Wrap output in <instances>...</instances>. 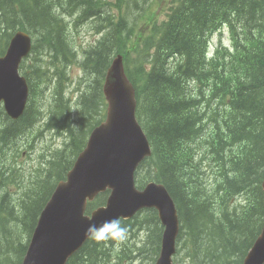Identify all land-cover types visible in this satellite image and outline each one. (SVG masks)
I'll use <instances>...</instances> for the list:
<instances>
[{
    "label": "trees",
    "instance_id": "obj_1",
    "mask_svg": "<svg viewBox=\"0 0 264 264\" xmlns=\"http://www.w3.org/2000/svg\"><path fill=\"white\" fill-rule=\"evenodd\" d=\"M130 1L131 4L124 5L127 8L134 5L140 9L139 11L144 10L143 6L145 7L147 2V0ZM247 2L248 0H190L186 8L177 13L175 20L170 24L159 42L156 63L147 76L149 78L148 84L137 95V115L153 148V156L142 165L138 172V185L143 186L147 180H156L164 184L174 198L179 209L181 220L179 258L184 263L188 262V264H200V257L204 256L207 251L205 244L198 243V238L193 233L194 226L197 222L203 220L206 226L205 230L208 231V229H211L216 235L217 238L209 235V243L210 247L222 249L217 255L218 257L215 262L217 264H223L225 253L230 252L233 253L231 255L237 257L238 255L236 253L238 251L231 247H225L222 240L227 235H233L238 241L234 246L245 248L254 238L258 227V220L264 213L263 201H260L261 191L258 186L261 171L264 166V142L262 146L263 155L254 163V171L251 175L252 182L250 184L246 182L248 176L242 172L241 168H238L243 158V153L250 149L254 139L262 136L264 121L258 126L254 122L248 123L251 140L247 143L244 138L243 141L245 143L240 146H234V140L228 138L220 130L221 124L226 121L232 123V128L237 125L240 94L246 93L247 91L249 93L253 89L250 88V85H246V83H253L256 87H260L261 92L264 91V70L261 72L262 81L258 82L251 75L252 69L258 68L261 63H264V20L250 24L255 20L256 15L261 17L259 15L261 14L264 17V14H262L264 13V5H258V7L253 8L254 10L248 12L249 14H245V12L241 14V27L245 29L246 22L250 27L248 32L251 37L247 36V38L252 40L261 31L260 37L262 40L254 39L257 40V43L254 44V49L245 52V57L241 55L238 58L236 63L240 68L241 74L235 84L229 82L225 77H222L220 71L215 70L221 77L223 83H221L222 87L216 86L211 91L212 97L215 99H225L227 96L225 94L228 93L231 96L232 112L227 119L220 120L216 117L213 119L214 130H216V134H212L213 141L206 142L200 136L195 135L194 130L196 126L191 120L192 117H189L186 121L185 115H180V112L176 111V108L173 107L177 106L178 103L189 107L191 106L190 101H193L194 105H196L193 107L197 108L198 104L204 99L211 82V73L204 65L206 61L203 60L204 46L196 37L201 36L211 24L215 26L218 22H222L223 18L225 19L228 15L227 8L234 9L237 7L238 9H246ZM259 2L264 3V0H258L257 3ZM102 4H108V6L103 9L105 6ZM89 5L91 7L90 12L88 9ZM4 6L6 9L3 8ZM60 8H65L66 11H64L68 13L67 15L76 14L81 21H87L94 17L98 19L100 15L106 16L103 19L105 23L103 31L108 30L112 36L114 35L116 37V46L108 49L105 45H100L98 50L86 52L81 66H83L86 76H88L89 71L96 74V85L93 84L88 87L86 84L85 88L80 90L81 94L78 98L76 113L72 109L68 98L65 97V93L64 96L62 93L60 94V104L57 114L65 110V112H68L64 115L67 120L70 117H73L75 120L78 118L84 123L85 127L75 136L71 133L72 129H70L73 124H68L64 127L61 126L62 130L64 129L66 132H70V141L73 140L75 144L70 145L69 142L62 151L55 153L53 157H45L42 168L48 175H43L45 180L42 183L49 181V186L45 191L46 199L38 204L36 203L37 205L33 204L35 211L32 220L33 223L31 227L24 228V231H26L23 233L25 236L24 242L20 246V253L14 264L22 263L27 250V241L33 233L40 212L56 187L57 182L66 179L78 153L85 147L83 141H85L90 130L97 124L98 115L104 110L105 102L101 91V78L104 69V65L102 64L104 61L102 62V60L123 46V39L128 31V28L124 25V21L118 24L114 22L110 14V5L106 0H77L76 2H73V0H0V53L5 50L12 32L17 27L26 30L32 29L40 36L43 34L48 39L46 46L45 38L41 36L42 43L40 44V48L50 49L47 54V59L50 61L49 66L45 69L44 64L41 65L40 72H44L45 70H61L66 74L67 69L76 59V52L73 45L69 44L67 26L63 22V17L65 19L66 15L62 14ZM254 14L255 16H253ZM245 15L247 19H243ZM261 26L262 28H257ZM60 35H62L61 39ZM181 35L184 36L183 40L180 38ZM171 56L173 59L170 61L168 59ZM175 62L176 70L172 72V65ZM156 68L163 80H170L168 83L177 82L179 90H173L170 88L171 86L166 84L158 87L153 84L151 80ZM66 80L65 78L64 83ZM88 89L89 91L92 89L89 96L92 101L91 103H88V99L85 98L88 95ZM261 92L259 98H261ZM183 93L188 94L190 101L186 100V97L182 99L181 94ZM218 105H222L221 100L218 101ZM163 106L171 108L165 109L162 108ZM249 106L251 108H260L264 106V99L259 103L252 101ZM83 107L89 113L87 117L84 114ZM150 116L158 125L159 133L157 127H152L150 124ZM241 119L247 118L240 116ZM2 123L5 124V127L0 130V134H4V136L10 138L11 135L15 136L12 142L14 143L13 147L16 146L19 138L24 135V130L29 129L35 123V119L32 117L31 106L16 121L9 120L2 108H0V127ZM186 124L188 127L194 128L191 133L186 129ZM201 130L202 127L200 128ZM8 152L4 148H1L0 162L6 159ZM246 155L249 154L247 153ZM228 167H233L232 171H234V175L231 179L225 175ZM174 170L180 171V180L175 179L173 175ZM1 185H3L2 176L0 180ZM196 185L204 189L206 199L204 195L197 193L198 187ZM189 186L195 190L193 193L195 200L194 207L201 209L198 213L194 209L186 208L188 200L182 194V187L186 189L187 195ZM238 186L246 189V192L249 194H245L247 198L240 193L237 189ZM41 193H44V191ZM29 194L30 192L26 193L25 198ZM5 195L12 197L7 190ZM213 205L216 207H224L226 209V215L231 219L223 213H220V211L213 210ZM147 211L153 212L152 218L149 220L141 217L135 218L129 222L130 227L132 229H147L149 232L147 242L151 243L153 248H158L161 226L156 216L157 213L154 210ZM147 211H143L142 213H146ZM219 220L221 223L218 222ZM14 223H17V220ZM239 224L244 225L245 230L244 228L236 226ZM1 227L2 225H0ZM154 230L156 231L155 236H153ZM135 233L132 236V240L135 237L137 238V234L140 231ZM246 235H248V238L245 239ZM14 239L19 240L20 234L7 240L11 247L18 248L15 246L16 241H13ZM111 243L112 241L95 242L90 239L68 264H113L115 259L123 261L130 258L126 249L121 253H115L111 247H107ZM183 255L187 260H185ZM0 264H13L12 257H8L5 249L1 246Z\"/></svg>",
    "mask_w": 264,
    "mask_h": 264
},
{
    "label": "water",
    "instance_id": "obj_2",
    "mask_svg": "<svg viewBox=\"0 0 264 264\" xmlns=\"http://www.w3.org/2000/svg\"><path fill=\"white\" fill-rule=\"evenodd\" d=\"M0 60V101L17 99L19 89L14 87L16 62L13 50ZM110 101L108 122L97 129L91 138L83 159L69 174L67 183H61L51 202L42 213L39 227L32 240L31 253L26 264H59L84 243L89 222L102 223L106 219L131 217L142 207H156L166 225L162 256L158 264H170L178 233V217L173 202L163 187L150 184L138 190L132 179L138 162L149 153V147L134 119L135 101L117 85L106 86ZM107 186L113 188L107 209L94 212L92 221L83 217L87 198L92 199ZM64 201L76 204L74 209L62 207Z\"/></svg>",
    "mask_w": 264,
    "mask_h": 264
},
{
    "label": "rangeland",
    "instance_id": "obj_3",
    "mask_svg": "<svg viewBox=\"0 0 264 264\" xmlns=\"http://www.w3.org/2000/svg\"><path fill=\"white\" fill-rule=\"evenodd\" d=\"M51 1H54V0H51ZM76 1L77 0H73V2H76ZM90 2H89V4H90ZM163 5H165V3ZM3 8L6 9L5 6ZM88 9L90 12L91 11L90 5H89ZM157 10H158V2H155L152 5V11L154 12ZM163 18H164V15L161 16V19H163ZM146 19H147V16L145 17V20ZM127 20H128L127 21L128 27L130 26V29H128V33H130L133 29V26L131 27V21L133 23H135L136 21H134L133 16H130ZM260 20H261V17H258L256 15L255 21L260 22ZM80 21H81V19L76 21L75 25H77ZM92 25L96 26L100 31L103 30L104 24H102L101 22H96L94 24H87L86 26H84V25H78L77 26V29L79 31L77 34H75V39L77 42L76 48H77L78 56L80 58L83 57V51L85 49L93 46L96 43V41L98 40V38L100 37V35H98L96 33V31L92 29ZM74 28H75V26H74ZM74 28L69 27V43L71 45H72V32H73ZM41 36L43 38H45L43 36V34ZM67 37H68V35H67ZM61 38H62V35H60V39ZM180 38L183 40L184 36L181 35ZM46 41H48V39L45 38V45L47 46ZM218 42H221L222 44H224L226 46H230V36H229L228 31L225 28L221 31L220 34L213 37L211 50H213V48L215 47V45ZM104 45L108 49L114 48L116 46V37L114 35L112 36L111 33L109 32L101 44V46H104ZM193 59L195 60V58H193ZM103 61H104V58H103L102 62ZM155 70L156 71H155L154 75L152 76V80H151V82H153V84H155L157 87L166 84L168 86H171L170 88L173 90H179V87H177V82L168 83V82H170V80H163L160 77V75L158 74V69L156 68ZM263 70H264V63H261V65L258 68L252 69L251 75L258 82L262 81L261 72H263ZM71 76H72L74 82L69 87L68 95L72 96L70 98V100H71L70 104L73 105V104H75L76 99L79 96V93L75 92L76 88L79 86V83L84 84L80 88V90L84 89L86 84L88 85V87L93 85V84L96 85V81H95L96 74L89 71L88 76H85L84 73L79 69V67L73 66L72 70H71ZM151 82H150V84H151ZM246 85H250V88H253V89L249 93L247 91L246 92L247 94L246 93L240 94L239 103H238V112H237L239 114V117L237 118V125H239V126L236 125L235 127L232 128V123H230L228 121L224 122L220 126L221 132L224 135H226L228 138H232L234 140V146L244 145V143H245V141H243L244 138L246 139L247 143L250 142L251 135H249V129H248V123L249 122H254V124L256 126H258L261 122L264 121V106H262L260 108H251L249 106V104L252 101L259 103L261 100H263L264 99V91L261 92L260 87L259 86L256 87L253 83H246ZM92 88H94V87H92ZM91 90L89 91V89H88V92H87L88 95L85 97L86 99H88V103L92 102L91 99L89 98V96L92 92ZM260 92H261V98H259ZM181 97H182V99H184L186 97V100L190 101L189 100L190 97L188 96L187 93L181 94ZM84 100H83V102H84ZM241 101H243V102L241 103ZM190 102H191V106H189V107H185V106L181 105L180 103H178L177 106H173V107L176 108L175 109L176 111L180 112V115H185L184 117L186 118V121L189 117H192L191 120L195 123V126H196V128L194 130V134L197 136H203V135H201L202 133L200 131V128L202 126L201 116L197 112V108L193 107V106H196V105H194V102L193 101H190ZM81 105H83V104L81 103ZM44 107H45V109H47L48 103H46V105ZM162 108L170 109L171 107L163 106ZM82 109L84 111L85 116L87 117V115L89 113H87L84 110V107ZM66 113H68V112H66ZM66 113H65V115H66ZM240 116H244L247 119H241L240 120ZM68 124H73L70 129H72L71 133L74 134L75 136H76V134L78 135L80 133V131H82V129H84V127H85L84 123H82L78 118L75 120V119H73V117H70L67 120V118L64 116V111L62 113H60L58 117L56 116L55 125L58 129L60 126L64 127L65 125H68ZM150 124L152 125V127H157V130H158V125L154 122V120L152 119L151 116H150ZM3 127H5L4 123H2L0 130L3 129ZM186 129L189 131V133H191L194 128H190L186 124ZM35 131H36V134H42V135L35 142L34 151H32L30 156L26 160H23V161H17V149H14V147H13L14 143L12 142V140H14L15 136L11 135V138H10V137L4 136V134H0V150H1V148H4L5 150L9 151V154H10V157H9L10 161H8V163L6 164V168L4 167V164L2 162H0V174H1L2 179H3V185L0 186V225H2V227L0 228V246L5 249V253L8 257H12L13 264L16 261L18 255L20 253V246L24 242L25 236L23 233L26 232V231H24V228L27 229V228L31 227V225L33 223L32 220H33L34 215H35L33 204H36V203L38 204L39 202L44 200L45 191L47 190V188L49 186V181L42 183L45 180L43 175L44 174L47 175L46 172L42 168L47 152L44 150H41V149L43 147H46V146H51V147L52 146H58V145H61V143L63 142V138H59V137L55 136V133H48V132L43 131V129L41 128V125H39V124L37 125V128L35 129ZM158 133H159V130H158ZM25 138H30L29 133H27ZM24 139H23V141H21V144H24V142H25ZM263 142H264V130L262 132V136H260L257 139H254L252 141L253 144L250 147V149L243 153V158H242L240 166L238 168H241L242 172L248 176V179L246 181L247 184H250L252 182V179H251L252 176L251 175L254 171L253 170L254 163H256L263 155V152H262ZM73 144H75V143L73 142L72 145ZM247 153L249 155H246ZM11 164H12V169L10 168ZM232 170H233V167H228L226 169L225 175L227 177H229L230 179L234 175L233 174L234 171H232ZM248 172H251V173H248ZM173 173H174L173 175L175 176V179L180 180V171L174 170ZM10 181H17V185L22 186L20 194H18L16 196H12V197H7L5 195V192H6L5 185ZM196 186L198 187L197 193L198 194L201 193L202 195L205 196V199H206V193H205L204 189L199 185H196ZM237 189L240 191L241 194L249 195L246 192L245 188L238 186ZM42 191H44V193H41ZM194 191L195 190L189 186L188 187V193L186 195V189L182 187V194H184V198H187V200H188V203H186V208L194 209L198 213L201 211V209H196V207H194V203H195V200L193 197ZM29 192H30V194L25 198V194L29 193ZM35 194H37L36 197H34ZM212 208H213V210H215V211L218 210V211H220V213H223L225 216H227L226 215V209L224 207H222V206L216 207L215 205H213ZM4 214L7 215L8 219L4 218ZM228 218H230V217H228ZM16 220H17V223H14V222H16ZM218 222L221 223L220 220ZM234 222L237 223L235 220H234ZM236 226H239L240 228H244V230H245L244 225L239 224ZM205 228H206L205 222L203 220H201V221L196 223V225L194 226V229H193L194 235L197 236V238H198V243H204L206 246V250H207L205 255L200 257V264H217L215 262L217 257H218L217 255L222 251V249L210 247L209 235L212 237H216V235L211 231V229H208V231H209L208 232L205 230ZM145 232H146L145 230L141 231L140 233L137 234V238L135 237L133 240H132V235L130 237H128V240L126 241L127 249L133 250L137 246L138 242H140L143 239ZM19 234H20V239L19 240H17V239L13 240V241H16L15 246H17L18 248L11 247L8 244L7 240L9 238H11L15 235H19ZM155 234H156V231L154 230L153 236H155ZM133 236H134V234H133ZM246 238H248V235L245 236V239ZM10 241H11V239H10ZM222 241H223V244L225 247H231V248L237 250L238 251L236 253L237 255L244 248V247L242 248L241 246H234V244L237 243L238 241H236V239L234 238L233 235H227L225 237V239ZM151 250H152L151 243L145 242L143 247H142L141 253L145 258L146 264H150L151 256H152ZM228 253L233 254L230 252H228ZM220 263H221V261H220Z\"/></svg>",
    "mask_w": 264,
    "mask_h": 264
},
{
    "label": "clouds",
    "instance_id": "obj_4",
    "mask_svg": "<svg viewBox=\"0 0 264 264\" xmlns=\"http://www.w3.org/2000/svg\"><path fill=\"white\" fill-rule=\"evenodd\" d=\"M85 235L95 242L113 241L117 244L128 240L129 229L120 217H112L100 224L89 222Z\"/></svg>",
    "mask_w": 264,
    "mask_h": 264
},
{
    "label": "bare ground",
    "instance_id": "obj_5",
    "mask_svg": "<svg viewBox=\"0 0 264 264\" xmlns=\"http://www.w3.org/2000/svg\"><path fill=\"white\" fill-rule=\"evenodd\" d=\"M107 1V0H106ZM122 1V3L123 4H131L130 2V0H121ZM148 4H149V0H147V2H146V6L144 7L143 6V8H144V10L143 11H139L140 9H138V8H136L134 5H131V6H129L127 9H128V16H127V18L124 20V25H126V27L128 28V29H130V26L128 27V24H127V19L130 17V16H133V18H134V21H138L142 16H143V13L145 12V10L147 9V6H148ZM102 5H104L105 7L103 8V9H105L107 6H108V4H102ZM64 10L66 11V9L64 8ZM68 14V13H67ZM110 14H111V10H110ZM74 16H76V14H73V15H66V18H65V23L64 24H66V26H67V35H68V41H69V26H68V24H69V22L71 21V19L74 17ZM112 16V15H111ZM79 17V16H78ZM100 18H98V19H95V17L94 18H91V19H89V20H87V21H80L79 23H78V25H84V26H86L87 24H94V23H96V22H101L102 24H104L105 25V23H104V21H103V19H105L106 18V16H104V15H100L99 16ZM77 25V26H78ZM104 25H103V28H104ZM134 25V23L131 21V27ZM103 31V30H102ZM127 34H128V31H127ZM70 44V43H69ZM121 48V47H120ZM119 48V49H120ZM118 49V50H119ZM196 70V69H195ZM186 77V76H185ZM173 93V92H172ZM64 111V115H65V110H62L60 113H62ZM59 113V114H60ZM59 114L57 115V117L59 116ZM62 120V119H61ZM35 125V123L30 127V128H32L33 126ZM29 128V129H30ZM59 129L60 130H62V128H61V126L59 127ZM184 139V138H183ZM15 148H17V146H15ZM8 161H9V153H7V156H6V159L2 162L3 164H4V167L6 168V164L8 163ZM47 174V173H46ZM13 175V174H12ZM48 175V174H47ZM17 176V175H16ZM230 203V202H229ZM220 216V215H219ZM237 241V240H236Z\"/></svg>",
    "mask_w": 264,
    "mask_h": 264
}]
</instances>
